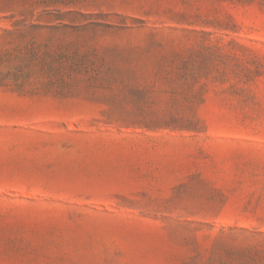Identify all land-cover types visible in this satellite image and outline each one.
<instances>
[{"label": "rangeland", "instance_id": "rangeland-1", "mask_svg": "<svg viewBox=\"0 0 264 264\" xmlns=\"http://www.w3.org/2000/svg\"><path fill=\"white\" fill-rule=\"evenodd\" d=\"M65 1L35 37L102 85L0 87V264H241L264 236L213 244L264 233V0Z\"/></svg>", "mask_w": 264, "mask_h": 264}, {"label": "trees", "instance_id": "trees-1", "mask_svg": "<svg viewBox=\"0 0 264 264\" xmlns=\"http://www.w3.org/2000/svg\"><path fill=\"white\" fill-rule=\"evenodd\" d=\"M65 2V0H0V14L8 15L13 19L11 28L3 29L0 33V87L13 85L15 89L11 90L18 94L34 96L43 95V91L47 89H43V85L66 86L73 85L75 81L84 82V84L87 82L86 85H102L100 80L90 75L85 81L86 75L83 73L88 72V69L79 63L75 56L56 54L58 61L56 64L52 63L54 56L50 58L48 54L43 53V45L35 37L37 30L41 29V26L36 22L43 18V13L47 16L54 14L56 20H61L60 17L69 15L84 16L80 11L56 8L58 6L66 7L67 3ZM17 16H19L18 19H16ZM207 24L224 29L228 25L223 22ZM27 37H30V41L24 42ZM63 59H67L69 62L63 63ZM43 80H46L47 83H43ZM26 86H29L30 89ZM23 91L26 93H22ZM246 233L250 238L264 236V233L245 229L222 228L213 245L229 248L227 245L229 241H236ZM259 249L264 252V244L246 245L237 248V252H235L241 254L243 260L241 264H264L263 257L259 258L260 261L256 259V255L260 254Z\"/></svg>", "mask_w": 264, "mask_h": 264}]
</instances>
